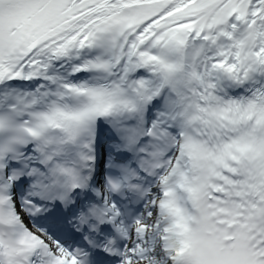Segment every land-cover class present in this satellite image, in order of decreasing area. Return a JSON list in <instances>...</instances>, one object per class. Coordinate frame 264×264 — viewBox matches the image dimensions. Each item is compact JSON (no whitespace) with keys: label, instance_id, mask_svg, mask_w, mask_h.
I'll return each mask as SVG.
<instances>
[{"label":"snow or ice","instance_id":"1","mask_svg":"<svg viewBox=\"0 0 264 264\" xmlns=\"http://www.w3.org/2000/svg\"><path fill=\"white\" fill-rule=\"evenodd\" d=\"M0 264H264V0H0Z\"/></svg>","mask_w":264,"mask_h":264}]
</instances>
